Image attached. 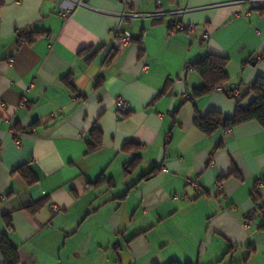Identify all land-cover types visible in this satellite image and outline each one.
I'll list each match as a JSON object with an SVG mask.
<instances>
[{"label":"crops","instance_id":"crops-1","mask_svg":"<svg viewBox=\"0 0 264 264\" xmlns=\"http://www.w3.org/2000/svg\"><path fill=\"white\" fill-rule=\"evenodd\" d=\"M85 1L63 18L66 0H0V240L16 264H264V126L198 129L196 115L231 118L236 100L189 98L204 82L186 69L222 56L223 86L246 94L264 77V7ZM127 9L185 11L124 21Z\"/></svg>","mask_w":264,"mask_h":264},{"label":"trees","instance_id":"trees-1","mask_svg":"<svg viewBox=\"0 0 264 264\" xmlns=\"http://www.w3.org/2000/svg\"><path fill=\"white\" fill-rule=\"evenodd\" d=\"M28 34L29 33H25L21 36L30 40L32 35L29 34L28 36ZM226 64V58L214 54H207L190 63L188 68L196 71L202 77L204 83L202 87L193 89L189 98L193 99L200 97L218 88L224 87L223 85L228 81V76L225 71ZM247 94H252L253 98L248 106L242 107L240 102ZM229 96L236 100V108L233 117L225 118L217 111H210L205 116L196 115L194 117L195 126L206 134H211L218 128L230 129L238 124L252 120L258 122L261 126H264V77H257L253 83H251L249 91L244 95L241 94L239 98L231 95ZM93 134V141L88 143L89 150H94L100 146L99 134L95 132ZM136 159L137 158H135V160ZM149 175L150 174L148 173L147 176ZM30 181L31 180H28L29 183ZM0 251L4 256L5 264L17 263L18 258L16 252L5 237L0 240ZM168 264L191 263H178L176 261H171Z\"/></svg>","mask_w":264,"mask_h":264},{"label":"built area","instance_id":"built-area-1","mask_svg":"<svg viewBox=\"0 0 264 264\" xmlns=\"http://www.w3.org/2000/svg\"><path fill=\"white\" fill-rule=\"evenodd\" d=\"M71 4V7H66V6H61L59 14L63 17V18H68L73 10L77 7H87L88 3L85 0H66ZM228 4H233V5H247V12L246 15H248V12L251 9H255V8H261L264 7V0H233V1H229L227 2ZM185 11V9H180V10H173V11H153V12H148V13H144V12H140L134 9H127L126 11H123L120 16L124 21H130L132 19L135 18H141V17H150V18H160V17H166V16H171L174 17L178 14H181ZM196 29V25L194 24H186L183 22H174L172 24V27L170 28V30L172 31H186L189 33L194 32ZM208 36L207 32H204L202 38L206 39ZM119 39V43L120 44H125L128 43L130 40V34L125 31L123 33H119L118 36ZM188 68V66H186V69ZM142 70H145V67H143ZM220 90L224 91L226 94L231 95L233 97L239 98L241 96V92L235 88V87H230V86H226V87H221ZM114 106L115 109L117 111H119L120 113H124L127 111L128 109V104L126 101H124L122 98L117 97L114 101ZM260 186V182H257V188ZM52 209L54 211H57L58 208L55 205H52Z\"/></svg>","mask_w":264,"mask_h":264}]
</instances>
